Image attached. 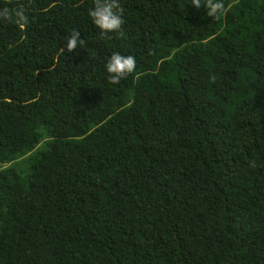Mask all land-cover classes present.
Returning <instances> with one entry per match:
<instances>
[{"label": "trees", "instance_id": "16d2710c", "mask_svg": "<svg viewBox=\"0 0 264 264\" xmlns=\"http://www.w3.org/2000/svg\"><path fill=\"white\" fill-rule=\"evenodd\" d=\"M223 2L119 0L102 36L94 0H0L29 17L0 22V264H264V0Z\"/></svg>", "mask_w": 264, "mask_h": 264}, {"label": "clouds", "instance_id": "9594fccd", "mask_svg": "<svg viewBox=\"0 0 264 264\" xmlns=\"http://www.w3.org/2000/svg\"><path fill=\"white\" fill-rule=\"evenodd\" d=\"M192 6L196 9L204 7L208 17H219L225 12L223 0H203V4L202 0H192ZM122 11L119 0H94V6L88 10V16L103 36L121 29L124 23ZM0 22L25 27L29 23V17L22 6L15 9L3 6L0 7ZM78 43L82 44L83 41L80 40V33L74 30L67 38V50L72 51ZM135 68L136 60L133 56H123L119 53H113L105 65V70L109 74L108 79L113 84H118L133 73Z\"/></svg>", "mask_w": 264, "mask_h": 264}]
</instances>
